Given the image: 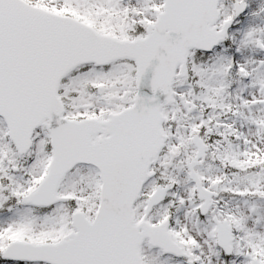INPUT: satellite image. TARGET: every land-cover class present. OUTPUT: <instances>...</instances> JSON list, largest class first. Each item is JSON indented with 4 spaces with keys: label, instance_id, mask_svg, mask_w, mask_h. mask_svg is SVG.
Returning <instances> with one entry per match:
<instances>
[{
    "label": "snow or ice",
    "instance_id": "obj_1",
    "mask_svg": "<svg viewBox=\"0 0 264 264\" xmlns=\"http://www.w3.org/2000/svg\"><path fill=\"white\" fill-rule=\"evenodd\" d=\"M0 264H264V0H0Z\"/></svg>",
    "mask_w": 264,
    "mask_h": 264
}]
</instances>
